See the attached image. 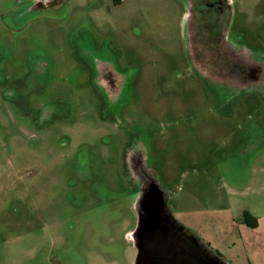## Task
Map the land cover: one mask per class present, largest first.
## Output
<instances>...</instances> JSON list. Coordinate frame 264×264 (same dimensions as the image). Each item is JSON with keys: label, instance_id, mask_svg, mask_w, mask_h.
Instances as JSON below:
<instances>
[{"label": "rangeland", "instance_id": "rangeland-1", "mask_svg": "<svg viewBox=\"0 0 264 264\" xmlns=\"http://www.w3.org/2000/svg\"><path fill=\"white\" fill-rule=\"evenodd\" d=\"M231 1L260 45L264 0ZM32 2L0 0V264H136L130 143L185 228L227 264H264V94L202 81L185 0Z\"/></svg>", "mask_w": 264, "mask_h": 264}, {"label": "flooded vegetation", "instance_id": "flooded-vegetation-1", "mask_svg": "<svg viewBox=\"0 0 264 264\" xmlns=\"http://www.w3.org/2000/svg\"><path fill=\"white\" fill-rule=\"evenodd\" d=\"M60 3L61 0H33L32 6H35L34 9H49ZM185 3L188 7V29L193 44L194 58L192 57L191 64L197 72L203 69L202 81L211 86L212 91L215 89L225 93H237L238 90L256 88L264 94V37L259 34L262 40L260 45H249L248 34L238 30L234 23L231 0H185ZM22 16L23 13H18L15 19L19 20ZM205 67L212 74H207ZM91 82L96 92L99 91L97 93H106L115 100L119 98L122 81L108 64H96ZM130 144L129 153L126 151L125 169L131 190L137 196L142 195L151 181L150 178L154 179L165 193L168 204L170 196L150 171L141 147L132 148L135 144ZM134 245L137 254L143 256L138 264H145L149 256V244L140 235Z\"/></svg>", "mask_w": 264, "mask_h": 264}, {"label": "water", "instance_id": "water-1", "mask_svg": "<svg viewBox=\"0 0 264 264\" xmlns=\"http://www.w3.org/2000/svg\"><path fill=\"white\" fill-rule=\"evenodd\" d=\"M150 180L136 204L138 226L133 234L134 241L143 235L149 244L145 264H227L173 216L165 193L154 179ZM142 257L137 254L136 264Z\"/></svg>", "mask_w": 264, "mask_h": 264}, {"label": "trees", "instance_id": "trees-1", "mask_svg": "<svg viewBox=\"0 0 264 264\" xmlns=\"http://www.w3.org/2000/svg\"><path fill=\"white\" fill-rule=\"evenodd\" d=\"M217 254V253H216ZM218 256H220V255H218ZM221 257V256H220Z\"/></svg>", "mask_w": 264, "mask_h": 264}]
</instances>
